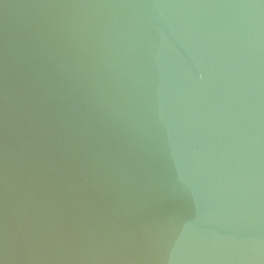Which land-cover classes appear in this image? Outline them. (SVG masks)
Wrapping results in <instances>:
<instances>
[{"label":"water","instance_id":"obj_1","mask_svg":"<svg viewBox=\"0 0 264 264\" xmlns=\"http://www.w3.org/2000/svg\"><path fill=\"white\" fill-rule=\"evenodd\" d=\"M0 264H264V0H0Z\"/></svg>","mask_w":264,"mask_h":264}]
</instances>
